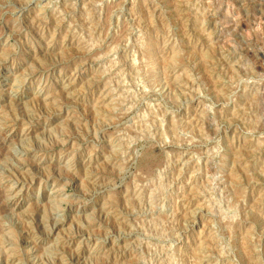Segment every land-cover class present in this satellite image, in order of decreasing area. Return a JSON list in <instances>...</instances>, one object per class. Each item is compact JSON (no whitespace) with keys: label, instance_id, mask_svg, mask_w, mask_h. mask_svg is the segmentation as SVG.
I'll return each mask as SVG.
<instances>
[{"label":"rangeland","instance_id":"rangeland-1","mask_svg":"<svg viewBox=\"0 0 264 264\" xmlns=\"http://www.w3.org/2000/svg\"><path fill=\"white\" fill-rule=\"evenodd\" d=\"M0 264H264V0H0Z\"/></svg>","mask_w":264,"mask_h":264}]
</instances>
